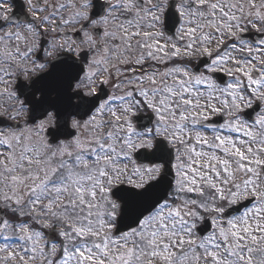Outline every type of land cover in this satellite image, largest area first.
Here are the masks:
<instances>
[{"label": "snow or ice", "instance_id": "1", "mask_svg": "<svg viewBox=\"0 0 264 264\" xmlns=\"http://www.w3.org/2000/svg\"><path fill=\"white\" fill-rule=\"evenodd\" d=\"M0 264H264V0H0Z\"/></svg>", "mask_w": 264, "mask_h": 264}]
</instances>
